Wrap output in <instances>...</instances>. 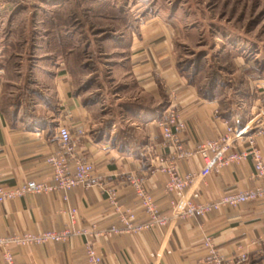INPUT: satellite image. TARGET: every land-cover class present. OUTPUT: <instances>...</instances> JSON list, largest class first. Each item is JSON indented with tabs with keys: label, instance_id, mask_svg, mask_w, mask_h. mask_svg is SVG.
<instances>
[{
	"label": "crops",
	"instance_id": "1",
	"mask_svg": "<svg viewBox=\"0 0 264 264\" xmlns=\"http://www.w3.org/2000/svg\"><path fill=\"white\" fill-rule=\"evenodd\" d=\"M173 32L171 25L156 18L140 25L141 36L126 38L127 61L117 72L121 76L116 83L122 79L126 82L114 91L118 120L93 114L100 96L82 100L79 92L74 91L73 96L62 83L57 84V79L53 81V95L26 112L21 104L4 102L0 82V180L4 186L51 181L45 158L58 148L57 131L62 124L73 135L75 155L89 159L94 169L87 186L66 192L26 193L0 202V236L60 231L67 226L74 231L67 241L15 247V264H89L86 238L78 231L119 224L118 214L125 210L134 212L137 220L145 219L132 178L151 194L160 213L169 215L171 195L164 190L167 175L163 169L175 163L180 173L197 175L204 166L197 151L199 144L224 135L228 128L253 122L247 114L256 111H262L257 126L261 125L263 132L256 133L257 127L251 125L249 129H253L247 135L252 136L264 160V61L263 67L257 68L240 51L232 60L230 74L233 77L237 73L238 81L229 91L237 95L233 99L227 95V100L216 93L204 95L176 67ZM232 46L228 49H241ZM169 105L184 123L181 146L191 153L187 158H170L155 121L156 114ZM77 129L82 134H77ZM248 136L229 151L247 147ZM255 185L252 163L243 159L203 178L197 176L185 190L192 199L213 201L226 192ZM103 188H114L115 204L110 203ZM71 208L76 213L70 223ZM87 238L102 257L101 264H212L213 255L221 259V264L242 256L245 259L237 264H264V200L177 219L136 234L106 237L91 233ZM0 264H5L1 255Z\"/></svg>",
	"mask_w": 264,
	"mask_h": 264
},
{
	"label": "rangeland",
	"instance_id": "2",
	"mask_svg": "<svg viewBox=\"0 0 264 264\" xmlns=\"http://www.w3.org/2000/svg\"><path fill=\"white\" fill-rule=\"evenodd\" d=\"M156 18L174 28L176 61L188 65L189 74L199 71L192 76L197 85L220 77L210 95H237L229 93L238 81L237 73L230 77L232 45L263 67L264 0H0L4 102L28 112L50 98L57 79L82 100L100 96L93 114L118 120L114 91L126 82L116 83L127 61L125 40L141 36L140 25ZM261 113L247 114L249 121L260 115L249 125H258Z\"/></svg>",
	"mask_w": 264,
	"mask_h": 264
},
{
	"label": "built area",
	"instance_id": "3",
	"mask_svg": "<svg viewBox=\"0 0 264 264\" xmlns=\"http://www.w3.org/2000/svg\"><path fill=\"white\" fill-rule=\"evenodd\" d=\"M155 117V121L161 128L164 144L169 151L170 158L173 160L189 157L191 153L188 150H183L181 146V133L184 130V123L179 119L174 107L169 105ZM250 126L249 123H246L236 128H228L224 135L199 144L197 151L201 153L204 159V166L197 175L180 173L175 163H171L163 169L167 175L164 190L171 195L169 215L161 214L151 194L143 188L138 180L132 178L130 181L136 188V195L145 219L137 220L134 212L125 210L118 214L119 224H112L108 228L94 231L86 229L78 231L86 238L84 246L88 263L101 264L102 262V257L87 238L91 233H94L95 236L106 237L114 234H136L150 230L155 226L170 224L177 219L205 216L223 207H237L245 202L264 200V160L254 144L252 136L247 135V132L253 129L252 127L249 129ZM259 126L256 125V133L263 132L261 125ZM76 133L82 134V130L77 129ZM245 136H248L247 147L239 151H229L236 147L237 143ZM57 138L59 141L58 148L45 158V164L51 170V181L30 180L19 186L6 187L0 180V202L26 193H49L58 189L66 192L77 186L90 184L94 170L93 163L89 159H82L75 155L74 138L67 125L62 124L58 127ZM243 159H249L252 163V174L256 181L254 187L226 192L213 201H199L188 196L185 189L193 183L197 176L203 178L211 171L219 172L223 166L238 163ZM103 189L110 203L115 204L114 188ZM68 213L71 223L74 220L76 210L71 208ZM73 235L74 231L67 226L60 231L24 232L23 234L0 236V255L5 264H15V247L67 241ZM244 259L245 257L242 256L239 260L230 261L229 264H237ZM212 262V264H221V259L213 255Z\"/></svg>",
	"mask_w": 264,
	"mask_h": 264
},
{
	"label": "trees",
	"instance_id": "4",
	"mask_svg": "<svg viewBox=\"0 0 264 264\" xmlns=\"http://www.w3.org/2000/svg\"><path fill=\"white\" fill-rule=\"evenodd\" d=\"M231 50H234V49H231ZM235 50H237V51H233L234 56H236V55H237L238 53H240V51H241V50H238V49H235ZM245 59H248V57L245 56ZM248 60H249V59H248ZM255 64H256V63H255ZM182 65H183L182 62H180V61H177V62H176V67H177L179 73L182 74L183 76H185L186 79H187L190 83L196 85V86L198 87V89L200 90V93H201V94L208 95V96H212V95H210V94H211V91H212V90L216 87V85L219 83L220 77H217V76L214 75L213 77H211V78L208 80V83H207L205 86L200 87V86L197 85V83L194 82V80L192 79V76L195 75L196 73L198 74L199 71H197L196 73L194 72L195 74H194V73L189 74V72H188V68H190V67H188V65L183 67ZM160 110H161V108L159 109V111H160ZM149 113H150V112H149ZM147 115H148V112H147Z\"/></svg>",
	"mask_w": 264,
	"mask_h": 264
}]
</instances>
